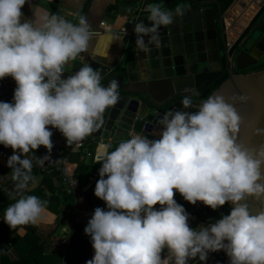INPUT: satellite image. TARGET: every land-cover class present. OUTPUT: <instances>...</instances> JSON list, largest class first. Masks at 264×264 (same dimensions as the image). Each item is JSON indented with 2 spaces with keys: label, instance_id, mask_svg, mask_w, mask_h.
I'll return each instance as SVG.
<instances>
[{
  "label": "clouds",
  "instance_id": "clouds-1",
  "mask_svg": "<svg viewBox=\"0 0 264 264\" xmlns=\"http://www.w3.org/2000/svg\"><path fill=\"white\" fill-rule=\"evenodd\" d=\"M27 2L0 0V80L11 77L16 83L12 102H0V145L13 150L7 160L13 181L9 197H20L4 212L3 221L12 230L35 225L46 210V200L23 191L34 180L26 154L43 146L49 155L36 157L37 163L43 166L51 158L49 126L67 145L78 143L120 99L118 81L102 86L101 72L89 65L62 78L68 61L88 50L92 34L86 18L79 16L74 25L32 10V18L22 23ZM148 10L151 26L134 27L136 46L145 53L159 47L160 28L185 12L160 4ZM246 99L239 97L240 102ZM181 104L190 109L192 99L185 96ZM159 123L158 139L137 133L110 153L100 146L94 195L106 210L97 207L84 229L94 250L86 264H188L197 257L206 264L209 253L220 251L229 264H264V144L248 148L237 142L241 117L218 94L195 112L169 111ZM256 134L264 136V129ZM177 192L186 202L213 211L228 203L230 214L194 230L174 199ZM249 199L261 207L250 210Z\"/></svg>",
  "mask_w": 264,
  "mask_h": 264
},
{
  "label": "water",
  "instance_id": "water-1",
  "mask_svg": "<svg viewBox=\"0 0 264 264\" xmlns=\"http://www.w3.org/2000/svg\"><path fill=\"white\" fill-rule=\"evenodd\" d=\"M237 1L225 7L219 0H150V4H160L169 11L181 6L184 15L160 28V45L153 46L150 52L136 46L133 32L124 37L121 54L114 62H102L103 66L90 63L89 66L101 72L102 86L107 87L113 79L118 81L120 99L105 110L100 126L82 141L122 142L137 133L150 140L158 139L163 127L159 121L167 112L197 111L204 101L200 96L227 76L209 96L221 95L235 106L241 117L235 134L238 143L248 148L264 144V136L256 134L257 129H264V69L254 70L264 64V0H245L235 7ZM54 3L59 4L60 0ZM119 4L126 14L133 3L119 0ZM139 8L140 4L133 14ZM149 15V10L142 13L136 23L151 26ZM84 65L88 63L77 64L72 75ZM15 88L11 77L0 80V102H12ZM185 96L192 99L190 109H183L181 104ZM240 96L247 99L240 102ZM247 202L252 211L261 207L252 199ZM198 204L204 213L216 216L217 220L229 215L232 207L226 203L213 211ZM161 255L163 258L167 251Z\"/></svg>",
  "mask_w": 264,
  "mask_h": 264
},
{
  "label": "crops",
  "instance_id": "crops-1",
  "mask_svg": "<svg viewBox=\"0 0 264 264\" xmlns=\"http://www.w3.org/2000/svg\"><path fill=\"white\" fill-rule=\"evenodd\" d=\"M128 1L133 4L130 9L126 10V14H123L122 12H124V10L120 8L119 0H91L90 2L89 0H60L59 4H55L54 0H28L25 6L21 9L23 13L21 22L23 23L32 18V10L39 13L56 14L63 17L65 20L70 21L74 25H78L79 16H84L86 18L92 34L89 47L84 54L78 56L75 60L68 61V63L64 66V74L62 78H67L69 75L74 73V69L76 70L77 68L76 65L81 61L87 62L88 65L92 62H97L103 66L104 64L102 62L112 63L118 59L121 54V45L124 39V28L128 19L132 16L133 11L140 4V0ZM244 1L245 0H238L235 7H239L240 4H244ZM67 73H69L68 76ZM93 140L94 139H90V141ZM88 141L89 140H87L83 149H70L68 151L69 160L71 159V167L75 166L76 169L81 163L86 165L92 162L97 163L103 152V149L100 147L101 145H110L109 148L107 147V152L110 153L114 150L112 146L115 142H119L111 139H108L107 141L100 140L97 146L94 147V145H87ZM12 154L13 150L11 148H7L5 156H0V166L4 169L5 175V182L0 180L2 183L0 185V189H6L8 193L13 187L11 169L7 167V160ZM37 169L38 174L43 176H41L43 180L36 186L41 185V189L43 188V191H46L45 195L41 197L40 200H48L52 195H57L58 191H54L55 184L53 181H49V184H46L47 180L44 178L46 175L42 174L38 167ZM73 176L78 177V180H75L79 185V176ZM99 179V176L97 178L93 177L85 187H81L79 185L78 195L77 197H73L75 204L69 209L70 213L76 217V224L79 223L87 226L88 221L91 219L94 204H90V198L87 197L86 192ZM43 181H45V183H43ZM27 191L28 189L23 191L24 196H28ZM174 196L177 197V193H175ZM19 198V196L15 197V199ZM197 214L202 221H208L210 218H213L214 222L217 221L216 216L210 217L204 213L202 209L197 212ZM3 217L4 216H0V223L3 220ZM55 219L56 214L46 209L45 212L42 213L40 220L36 223L38 227V234L42 238L47 239L50 232L55 230L56 232L51 238L49 251L51 253H66L71 243V238L76 224L66 225L64 223H59L56 225ZM188 223L194 230L200 227V224L192 223L190 221H188ZM16 230H13L12 233ZM88 248L92 247L89 246ZM8 254L12 259L18 258L17 253L13 249H11ZM188 264H190V261ZM215 264H229V262L224 258H219Z\"/></svg>",
  "mask_w": 264,
  "mask_h": 264
},
{
  "label": "trees",
  "instance_id": "trees-1",
  "mask_svg": "<svg viewBox=\"0 0 264 264\" xmlns=\"http://www.w3.org/2000/svg\"><path fill=\"white\" fill-rule=\"evenodd\" d=\"M91 0H89L90 2ZM224 3L225 7L229 6L233 0H219ZM264 69V64L254 68V70ZM227 78L223 76L217 82H215L211 87H209L201 96L202 100H206L209 95L219 87V85ZM107 84V82H104ZM61 134V133H60ZM99 140L88 141L87 145L97 146ZM86 145V143H85ZM119 145V142H115L112 148L115 150ZM113 150V151H114ZM7 148L0 145V156H5ZM39 150L30 151L26 154V158L33 160V158L39 155ZM71 160V159H70ZM33 171L31 175L34 177L38 174V165L33 163ZM102 165L97 163L90 164H79L75 169V166L71 167L70 170L73 175L79 176V185L85 187L93 177L99 176V169ZM37 170V171H36ZM4 169L0 166V180L5 182ZM47 180L46 184H49V180L55 179L58 185L55 184L54 191H58L57 195H52L47 201L46 209L50 210L52 213L56 214V225L59 223H64L66 225H75L76 217L70 213L69 209L75 204V200L72 195L67 193V189L64 185L63 178L56 173L46 175L44 177ZM98 181V180H97ZM96 181V182H97ZM96 182L91 186V188L86 192L88 198H90V204H94L93 213L97 207L104 208L106 210V204L104 201L98 199L94 195V190ZM32 185V181L29 182L27 195H34L41 199L46 193L41 189V185L33 187L29 190ZM53 191V189H52ZM53 194V193H52ZM174 199L179 205H182L186 212L190 209L189 206L181 202L180 197L174 196ZM18 199H11L9 193L6 189H0V216H4L6 208L15 203ZM45 201V200H44ZM159 207L158 205L156 206ZM4 219V217H3ZM86 226L81 224H76L71 238V243L68 247L66 253H51L49 251L51 246V238L56 232L55 230L50 232L47 239L42 238L38 234L37 225L28 224L18 226L17 230L13 232L12 229L8 227L7 224L0 223V264H86V261L90 260L94 256L93 248H88L91 245V239L89 236L85 235L84 229ZM13 249L18 258L12 259L9 256V251Z\"/></svg>",
  "mask_w": 264,
  "mask_h": 264
},
{
  "label": "built area",
  "instance_id": "built-area-1",
  "mask_svg": "<svg viewBox=\"0 0 264 264\" xmlns=\"http://www.w3.org/2000/svg\"><path fill=\"white\" fill-rule=\"evenodd\" d=\"M148 5H150V0H140V8L128 19L126 23V26L123 31L124 37H128L133 34L137 19L142 15V13L148 11ZM84 53H81L80 55ZM49 130L53 133L51 137L53 144V148L50 153L51 158L45 161L43 166H40L37 163L36 157L42 158L45 155H49L47 149L41 146L40 148H38L40 153L39 155L34 157L33 163H36L38 165L40 172L44 175L52 173L59 174L63 178L67 193L69 195H72L73 197H77L79 185L70 170V160L68 157V151L70 149H83L85 143L83 141H80L69 146L67 145L65 138L60 134L58 130L51 128V126H49ZM107 147L109 148L110 145H107ZM177 195L180 197L182 203L190 207V209L187 211L190 222L200 224V226H207L210 222H214L213 218H210L208 221L200 220L197 214V212L201 210L200 204L197 203L196 205H192L186 202L178 192ZM165 250L167 251V249ZM219 258H224L226 261L229 262V258L227 257L226 253L224 251H220L216 253H209L206 264H215V262ZM190 264H200L199 258L197 257L195 260H190Z\"/></svg>",
  "mask_w": 264,
  "mask_h": 264
},
{
  "label": "rangeland",
  "instance_id": "rangeland-1",
  "mask_svg": "<svg viewBox=\"0 0 264 264\" xmlns=\"http://www.w3.org/2000/svg\"><path fill=\"white\" fill-rule=\"evenodd\" d=\"M41 176L42 175H39V174H37L36 176H34V180H32V185H31V187H30V189H32L33 187H35L37 184H40L41 182H42V178H41ZM43 177V176H42ZM49 181H53L54 182V184H57L58 185V182L55 180V179H50ZM2 183L0 182V185H1ZM29 189V190H30ZM50 193V192H49Z\"/></svg>",
  "mask_w": 264,
  "mask_h": 264
}]
</instances>
